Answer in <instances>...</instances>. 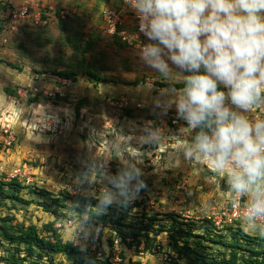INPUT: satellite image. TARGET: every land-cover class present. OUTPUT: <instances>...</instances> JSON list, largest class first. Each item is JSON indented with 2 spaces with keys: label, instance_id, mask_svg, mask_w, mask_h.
<instances>
[{
  "label": "rangeland",
  "instance_id": "rangeland-1",
  "mask_svg": "<svg viewBox=\"0 0 264 264\" xmlns=\"http://www.w3.org/2000/svg\"><path fill=\"white\" fill-rule=\"evenodd\" d=\"M55 11L56 8L48 11L51 14L50 24L42 29L35 28L30 22L13 24L10 17L7 18L8 15L0 17V57L8 67L13 68L9 67L15 83H7L12 86L8 90L11 97L6 103L2 101L4 107L0 104V179L10 181L12 171L21 169L26 179L19 180L25 185L19 188V194L32 201L29 206L0 199V227L9 228L21 223L27 227L36 223L41 228L52 222L63 242L88 247L90 237L93 233L95 237L98 227L90 222L89 212L90 209L95 210L96 200L87 193L95 191L99 194L104 186L103 173L94 174L96 182L91 186L77 187L75 177L83 167L82 161H107L108 171L116 174L121 161L110 155L108 145L110 141L121 138L129 156L139 155L142 151L149 152L141 165L147 187L127 207L118 204L109 206L107 214L114 215L113 208L119 207L127 221L141 224L147 219H153L158 228L162 225L169 226L176 219L186 225V228L194 224V228H198L200 224L194 223L198 220L187 222L179 214L180 211L190 209L194 217L202 219L211 215L214 210L228 207L233 194L226 190V172L223 175L216 173L207 161L190 163L182 158L178 165L162 166L165 154L177 151L184 143L183 138L170 135L164 146L158 148H141L134 140L127 139L132 134L130 126L133 124L139 127L152 121L157 126L165 127L173 135L184 126L183 123L172 127L165 125L173 119L172 115H176L174 109L166 116L160 115L158 109L154 110V98L159 97L161 89L168 85L160 80L157 73L143 66L137 55L139 50L131 51L113 43L114 39L107 32L102 17L83 24L80 19L86 18V15H79L77 20L64 22L58 20ZM93 16L91 13L88 19ZM129 26L130 24H126L124 29L130 31ZM87 66L95 75L105 77L106 81L95 83L85 73ZM64 74L70 75L73 83L62 90V95L57 93L55 97H49L42 93L32 104L29 103V98L35 96V88L44 90L47 94L54 92L60 82H53V76L58 75L68 80ZM24 75L30 76L28 78L32 80L34 76L42 79L28 82L29 79ZM23 81L26 83L23 84ZM2 82L6 83L5 79ZM21 84L23 85L20 86ZM149 84L151 88L147 87ZM125 85L131 88L125 89ZM19 88L29 92L28 98L18 95ZM122 97L136 101L128 108L120 109L115 103ZM139 102L143 104L142 107L136 106ZM249 117L264 118V112L255 111ZM6 124L11 125L16 141L3 151L2 144L6 138L3 130ZM91 129L98 131V137L90 139ZM212 176H216L215 181L210 179ZM183 185L188 188L189 197L184 194V198L182 197L180 187ZM34 187L43 189L46 194L34 193ZM77 196L88 198V203L79 206L83 201L69 199ZM57 198L61 203H67L68 207H60L53 201ZM44 203L49 206V211L40 206ZM77 207H83V210L80 212ZM54 211L62 219L55 220ZM116 213L115 217L119 218L120 212ZM68 221H72L71 226ZM89 226L96 231L85 239L83 230ZM105 233L109 239L112 237L108 229ZM246 233L260 235L255 232ZM159 240L164 245L168 243L165 235ZM124 248L127 259L133 256V251L127 245ZM215 249L217 252L224 251L222 246ZM12 254H15L13 249L6 252L5 256L8 258ZM146 256V262L155 263L156 257L149 254ZM57 257L58 264H70L67 257ZM138 257L135 254L133 260ZM16 258L19 260L16 264L31 263L23 262L17 251ZM128 262H131L130 259Z\"/></svg>",
  "mask_w": 264,
  "mask_h": 264
},
{
  "label": "clouds",
  "instance_id": "clouds-1",
  "mask_svg": "<svg viewBox=\"0 0 264 264\" xmlns=\"http://www.w3.org/2000/svg\"><path fill=\"white\" fill-rule=\"evenodd\" d=\"M123 2L150 41L137 53L140 62L168 85L154 98V110L166 116L174 109L175 119L184 124L175 135L152 121L133 124L127 139L141 148H158L170 135L183 138L177 151L165 154L162 166L178 165L182 158L207 161L216 173L226 172V190L233 194L232 207L240 210L241 229L264 236V118L249 117L264 112V0ZM98 135L90 130V139ZM108 147L121 161L117 173L108 171L107 161H82L74 181L77 187L91 186L94 174L103 173L99 194L87 193L97 201L96 215L113 204L127 207L147 187L141 165L149 152L129 156L123 138ZM94 231L85 228L84 238Z\"/></svg>",
  "mask_w": 264,
  "mask_h": 264
},
{
  "label": "trees",
  "instance_id": "trees-1",
  "mask_svg": "<svg viewBox=\"0 0 264 264\" xmlns=\"http://www.w3.org/2000/svg\"><path fill=\"white\" fill-rule=\"evenodd\" d=\"M46 11L49 10L46 9ZM55 13L59 17V10H56ZM66 20H71L70 16ZM60 21L62 20L60 19ZM111 37L115 39V43L119 39L117 44L129 48L120 37ZM129 49L131 50V48ZM85 73L95 83L106 81L105 77L92 73L88 66ZM64 76L70 79V75L64 74ZM41 95L31 96L28 100L29 103L32 104ZM22 186H25L24 183H21L18 179L10 181L0 179V199L30 206L32 201L23 198L19 194V188ZM33 192L41 195L46 194L43 189L35 187ZM69 199L83 201L79 206L88 203V198L83 196L70 197ZM53 201L60 207H68L67 203H61L59 198ZM96 203L97 201H94V205ZM40 206L49 211V206L46 203L40 204ZM77 210L81 212L83 207H77ZM118 211L120 212L118 213L119 218H116V212ZM89 212L91 213L90 222L95 227L101 228L98 237L100 246L94 240V233L90 237V245L84 247L73 242H63L52 222L42 225L41 228L36 223H32L27 227L21 223L12 225L9 228L0 227V248H5L6 246L5 250H0V264H16L19 261L16 258V251L23 258V262L30 261L31 263L29 264H58L56 261L58 255L67 257L70 260V264H116L110 258V253L107 255L104 252L103 257L98 259L97 252L102 250V245H107L111 252L114 239L119 238L123 244L127 245L130 250H135L137 256L142 258L148 254H153L155 247L160 243L159 238L162 235H165L168 240L167 247L177 254L172 264H264V236L244 232L240 227L239 220L232 225L224 224L222 227H217L210 220L202 218L199 222H194L200 224L198 228H194L196 224L186 228L184 227L186 225L174 219L169 226L162 225L157 228L153 223V219H147L141 224L132 220L127 221L119 207L113 208L114 215L107 213L96 215L95 210L92 209ZM53 214L55 215V220L62 219L60 218L62 216L58 215L56 211ZM106 229L111 233L112 237L110 239L105 236ZM127 238H131L132 241L128 243ZM142 244H144V248L140 250L139 247ZM218 246H222L224 251L217 252L215 247ZM93 247L94 249L92 250ZM12 249L15 254L6 258L5 253H9ZM122 255L126 260L127 253L125 250L122 251ZM133 258L134 255L130 257L131 262L119 264H138L140 262V259L134 262L135 259L133 260Z\"/></svg>",
  "mask_w": 264,
  "mask_h": 264
},
{
  "label": "built area",
  "instance_id": "built-area-1",
  "mask_svg": "<svg viewBox=\"0 0 264 264\" xmlns=\"http://www.w3.org/2000/svg\"><path fill=\"white\" fill-rule=\"evenodd\" d=\"M81 1L89 2L90 0H81ZM119 3H120V8H110L104 12L103 21L106 30L111 36L120 37L121 40H123L128 45L129 48L139 50L144 45V43H147L144 35L139 32V20L137 19L134 11L128 5L124 4L123 0H119ZM50 15L51 14L48 11H46V9L45 10L40 9L39 0H22L21 5L12 8L9 13L10 20L13 22V24L21 23V22H30L31 25H33L35 28H42L49 25L51 20ZM69 15L71 16L69 10L61 9L59 10L58 18L61 20H66V18ZM127 15H130V17L133 18V23H134L133 32L124 29V26L127 24L126 22ZM57 81L60 82V85H57L58 87L55 89L54 92H50L47 94L45 93L46 91L44 90L40 91V89L35 88L34 89L35 95L42 93L49 95V97L51 96L55 97L57 93H60L62 95V90H64V88L68 86L70 83H73L70 79L68 80L57 79ZM28 94L29 92L28 91L26 92V90L20 91L21 98H28ZM135 101L136 99L122 97L115 104L119 105L120 109H123V108H128L129 106H131V103ZM142 105L143 104L139 102L136 106L142 107ZM172 118H173L172 120H169L167 124H165L166 126L172 127V126L180 125V123H183V121H177L174 115H172ZM3 131L4 134H6V138L4 139L2 144V150L4 151L5 149H9V147H11L13 143H15L16 138L10 124H6L4 126ZM13 179H18L20 181L22 179H26L25 173H23L21 169H15L9 175V180H13ZM180 189L182 191V197L183 194L185 195V197H189L190 194L186 185L181 186ZM185 200L186 199H184V201ZM232 200L233 199H231L228 202V207L226 208L222 207L219 210H214L211 215H207L204 218L210 220L217 227H222L224 224L232 225L233 223H235V221L238 220L240 221V210L232 207V203H231ZM179 214H181V216H184L185 217L184 220L187 222L200 220L199 217L193 216L192 211L190 209L182 210L180 211ZM68 222H69L68 225L71 226L72 221H68ZM100 231L101 228L98 227L94 237V240L96 242L99 241L98 237ZM126 240L128 243L132 241L131 238H127ZM163 245L164 242L160 241V243L157 244V246L155 247L153 254H149V256L151 257H156V259L154 260L155 263L153 262L152 264H172L174 258L177 257V254L174 251H172L169 247H167L168 244H165L164 246ZM98 246H100V242H98ZM124 246L125 244L122 243L121 239L115 238L112 251L110 252V248L107 245L106 246L102 245L103 250L97 252V257L98 259H101L103 257V253L106 252L107 255L109 253L111 254L110 258L116 264L128 262V259H130V257H128V259L126 258L125 260V258L122 255V251L125 250ZM143 248H144V244H142L139 247L140 250H143ZM135 254L136 251L133 250V255ZM138 259H140V262L138 264H150V262L145 261L144 257L142 258L138 257ZM137 260H135L134 262H137Z\"/></svg>",
  "mask_w": 264,
  "mask_h": 264
},
{
  "label": "crops",
  "instance_id": "crops-1",
  "mask_svg": "<svg viewBox=\"0 0 264 264\" xmlns=\"http://www.w3.org/2000/svg\"><path fill=\"white\" fill-rule=\"evenodd\" d=\"M21 3H22V0H0V17L2 18L4 16L8 15L7 18L9 19V13H10L11 9L14 7L20 6ZM39 5H40L41 10L47 9V10L53 11V10H55V8H56V10H61V9L70 10V12H72L70 18L74 19V20H77V18H79L78 17L79 15H81V16L86 15V18L80 19L83 24L87 23L90 20H95L96 17H102L103 18L104 12L107 9L120 8L119 0H90L89 2H84L81 0H39ZM91 13L94 16L92 19H88L89 18L88 16ZM58 20L60 21V19H58ZM126 22H127V24H130V26L128 27L129 30L133 31L134 30V23H133V18L130 17V15H127ZM9 23H10V21H9ZM42 28H45V27H42ZM145 39H146L147 43L150 42L147 40L146 37H145ZM117 41H119V39L116 40V43H117ZM113 43H115V39H114ZM126 49L130 50L127 47H126ZM132 50L133 49H131V51ZM9 67H11V66H9ZM9 67H8L7 63L5 61H3V59L0 57V80H1L0 81V104H1V107L5 106V104L2 101H5V103H6L8 98L11 97L10 93L8 91L10 88L9 86L15 84L13 81V73L9 69ZM24 77L29 79L28 77H30V76L24 75ZM53 77H54L52 79L53 82L56 81L57 79H62L58 75L53 76ZM4 79H5L6 83L2 82V81H4ZM41 79L42 78H40L38 76H34L33 80L29 79L28 82H33V81H37V80L40 81ZM50 79H51V77H50ZM26 81H23V84L26 83ZM7 83H10L11 85H8ZM35 83H38V82H35ZM35 83H33V85ZM23 84H21L20 86H22ZM40 85H41V83H40ZM124 88L130 89L131 87L129 85H125ZM2 89H4V92L2 91ZM125 89H123V90H125ZM20 91H21V89L19 88L18 89V95L19 96H20ZM132 91H130V92H132ZM125 92H128V91L125 90ZM125 92H124V94H125ZM5 97H6V99H5Z\"/></svg>",
  "mask_w": 264,
  "mask_h": 264
}]
</instances>
